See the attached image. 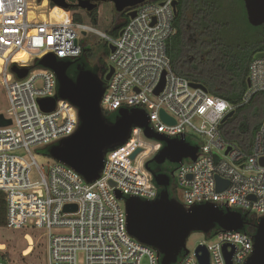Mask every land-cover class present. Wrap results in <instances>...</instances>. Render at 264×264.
<instances>
[{
    "label": "built area",
    "instance_id": "1",
    "mask_svg": "<svg viewBox=\"0 0 264 264\" xmlns=\"http://www.w3.org/2000/svg\"><path fill=\"white\" fill-rule=\"evenodd\" d=\"M36 1L0 0V86L7 102L6 113L0 114L11 122L0 125L4 228L44 229L46 264H77L79 253L84 264H159L152 248L128 234L124 202L116 192L143 201L157 197L158 189L146 166L159 154L162 142L146 137L142 128L132 127L127 141L105 154L100 177L92 183L51 158L46 166L39 164L32 152L71 136L79 125L77 110L68 101L56 100L50 112L40 108L38 100L56 96L57 81L53 71L35 67L34 61L47 55L72 61L81 55L89 35V29L77 22V10L66 0L68 8L38 0L44 7L51 4L47 16L33 13ZM173 1L147 0L125 10L128 21L117 37L105 32L99 35L100 41L113 47L108 55L112 74L100 102L102 112L143 110L153 132L167 139L183 137L197 147L195 161L183 159L173 175L175 199L184 208L213 204L257 221L264 217V165L260 162L264 158V119L250 153L222 137L219 127L234 107L191 87L171 68L166 44L173 34ZM56 7L62 14L53 16L51 10ZM131 11H135L134 18L128 16ZM13 65L28 68L27 75L17 78L11 72ZM257 94L264 95V58H253L249 65L241 105ZM161 112L173 123L162 120ZM33 169L39 177L35 183L30 181ZM216 177L227 183L221 191ZM66 205H74L75 211H64ZM252 234L214 229L198 245L206 247L210 264H226L224 247L226 253L232 252L231 264H245L253 251ZM195 248L179 256L175 264H199Z\"/></svg>",
    "mask_w": 264,
    "mask_h": 264
},
{
    "label": "water",
    "instance_id": "2",
    "mask_svg": "<svg viewBox=\"0 0 264 264\" xmlns=\"http://www.w3.org/2000/svg\"><path fill=\"white\" fill-rule=\"evenodd\" d=\"M48 1L54 6L68 8L64 0ZM145 1L147 0H108L116 13L133 9ZM242 1L248 23L253 27L264 24V0ZM98 5V2L93 4L89 0H77V6L87 13H92ZM172 5L176 12V0ZM128 16L134 18L135 11L129 12ZM109 51H113L112 46H109ZM254 58H264V52L257 53ZM73 63V61L57 60L52 55L34 61L35 67L53 71L57 81L56 96L38 100L40 108L50 112L54 109L56 100H65L76 108L79 119L78 128L71 136L46 147V154L51 159L76 171L86 183H92L100 177L105 154L125 143L132 127L142 128L146 137L163 143L159 154L146 166L158 189L157 197L152 201H143L137 197H125L116 192L117 198L124 202L126 227L131 237L152 248L156 252L159 264H175L179 256H185L188 253L186 242L193 232L209 234L214 229L245 230V227L249 225L246 221L247 215L227 208L218 209L213 204H202L186 209L174 197H171L168 187L174 171L170 174H156L151 165L168 163L177 167L183 159L195 161L198 156L197 147L189 145L183 137L167 139L153 132L149 128L148 117L143 110L122 108L115 113L113 121H107L100 102L104 84L110 79L112 69L109 68L101 77L93 70L77 65L74 68V76L69 77L67 70ZM28 70V68L19 69L15 65L11 66V72L19 79L24 78ZM190 85L206 91L200 84L190 83ZM162 87L163 82L155 93L157 94ZM233 115L234 111L228 113L223 122ZM161 118L166 123H173L163 112H161ZM10 123V120H5L0 114L1 126H7ZM217 161L218 158L215 157V162ZM260 162L264 165V158ZM226 185V182L216 177L218 191L223 190ZM75 209L74 205L64 207V211H75ZM214 234H210V237ZM251 239L253 251L245 264H264V217L258 218L254 224ZM225 248L223 250L226 264H231L232 252L226 253ZM195 255L199 264H210L209 253L205 246L198 245L195 248Z\"/></svg>",
    "mask_w": 264,
    "mask_h": 264
},
{
    "label": "trees",
    "instance_id": "3",
    "mask_svg": "<svg viewBox=\"0 0 264 264\" xmlns=\"http://www.w3.org/2000/svg\"><path fill=\"white\" fill-rule=\"evenodd\" d=\"M176 2L173 34L166 44L171 68L176 75L202 85L209 95L221 98L234 107V115L219 127V131L227 142L250 153L255 134L264 119V95L257 94L246 104L241 105V101L248 85L249 65L257 53L264 52V24L253 27L248 23L242 0ZM75 16L80 18L77 22H84L81 16ZM89 17L95 24L96 13ZM127 21L125 12L114 13L113 24L107 34L117 37ZM99 44V48L97 45H83L80 65L97 73V68H91L90 63L99 56L105 73L107 67L103 57H108L109 46L105 41ZM67 74L73 77L74 70ZM104 116L111 122L115 112H107ZM169 166L166 174L176 169L172 164ZM5 218V195L0 192V228L5 227ZM246 221L249 224L257 222L251 216H247Z\"/></svg>",
    "mask_w": 264,
    "mask_h": 264
},
{
    "label": "rangeland",
    "instance_id": "4",
    "mask_svg": "<svg viewBox=\"0 0 264 264\" xmlns=\"http://www.w3.org/2000/svg\"><path fill=\"white\" fill-rule=\"evenodd\" d=\"M100 5L96 9V23H92L91 18L87 15H84L81 12H78V15L82 17L83 23L88 26L93 27L99 32L108 33L110 25L113 23L114 19V9L113 5L108 2V0H99ZM40 2L37 0L35 5L38 6L33 10L35 15L44 14L47 16L49 9L51 8V4L44 7L39 4ZM57 9H53L51 11H56ZM52 14V12H51ZM53 15V14H52ZM87 41L85 44L97 45V48L101 46L99 44V36L96 34L90 33L85 37ZM103 43V41H101ZM104 65L109 68L111 63L108 60V57H103ZM95 65L98 68H101L102 64L99 62V56L94 58L91 61L90 67L94 68ZM7 102L5 93L2 87H0V112L6 113ZM46 147H39L33 149L32 152L36 156V159L39 164L46 166V161L50 157L45 153ZM30 181L35 183L39 181V177L36 174V170L33 169L30 174ZM175 198L178 200V194L176 193ZM28 234L32 238V248L29 254H22L28 248V239H24V235ZM27 240V241H26ZM206 241V236L201 232H193L187 239L186 248L189 251H193V249L201 242ZM0 244L4 245L3 249L0 248V262L3 259V263L0 264H46L47 252H46V244L47 237L45 235L44 229H36L31 227L19 228L14 230H9L6 228H0ZM77 264H84V256L82 253L77 255Z\"/></svg>",
    "mask_w": 264,
    "mask_h": 264
},
{
    "label": "flooded vegetation",
    "instance_id": "5",
    "mask_svg": "<svg viewBox=\"0 0 264 264\" xmlns=\"http://www.w3.org/2000/svg\"><path fill=\"white\" fill-rule=\"evenodd\" d=\"M68 3H70L72 6H74V8L78 11V12H81V13H85L84 15H87V16H92V14H93V12H95L96 11V9L99 7V5H100V3H99V0H89L91 3H96V2H98L99 3V5L97 6V8L92 12V13H87V12H85V11H83L82 9H80L78 6H77V0H66ZM75 12V15H78V12ZM116 13V12H115ZM113 24V23H112ZM112 24L110 25V27H109V30L108 31H110V29H111V26H112ZM81 60H82V57L81 56H79L77 59H74V60H72L74 63L68 68V70H67V72H73V70H74V68L77 66V65H80V63H81ZM102 67L103 66H101V68H98V66L97 65H95V68H97V74L99 75V76H101V77H103L106 73H107V71L104 73L103 71H102ZM169 164L168 163H164V164H162V165H151V168H152V170L157 174H159V173H164V174H166L168 171V169H169ZM169 173H171V172H169ZM168 191H169V194H170V196L171 197H174L175 198V195H176V185H175V182H174V180L173 181H171L170 182V185H169V187H168ZM245 230L246 231H248L249 233H252L253 231H254V224H249L246 228H245Z\"/></svg>",
    "mask_w": 264,
    "mask_h": 264
},
{
    "label": "bare ground",
    "instance_id": "6",
    "mask_svg": "<svg viewBox=\"0 0 264 264\" xmlns=\"http://www.w3.org/2000/svg\"><path fill=\"white\" fill-rule=\"evenodd\" d=\"M44 5H45V2H44ZM42 6H43V4H42ZM38 7V6H37ZM57 8V7H56ZM59 9V8H58ZM52 14H53V16L54 15H60V14H62V12L61 11H58V10H56V11H52ZM80 24H83L84 26H85V28H87V29H89V34L90 33H92V34H96L97 36H99L100 34H102V32H99V31H97L96 29H94L93 27H91V26H88V25H86L85 23H80ZM0 63H1V60H0ZM1 87V86H0ZM4 90V89H3ZM4 93H5V91H4ZM5 97H6V94H5ZM26 239H28V241H27V243H28V248L24 251V254L25 255H27V254H29L30 253V251H31V248H32V237L30 236V235H28V234H26ZM25 237H24V239H25ZM3 246L4 245H2V244H0V248L1 249H3Z\"/></svg>",
    "mask_w": 264,
    "mask_h": 264
},
{
    "label": "snow or ice",
    "instance_id": "7",
    "mask_svg": "<svg viewBox=\"0 0 264 264\" xmlns=\"http://www.w3.org/2000/svg\"><path fill=\"white\" fill-rule=\"evenodd\" d=\"M209 103H211V101H209ZM219 107H220L221 109H223V108H224V105H219ZM201 111H203V109H201Z\"/></svg>",
    "mask_w": 264,
    "mask_h": 264
}]
</instances>
